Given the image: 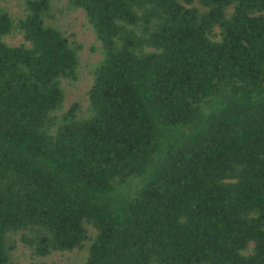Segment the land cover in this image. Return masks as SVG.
Segmentation results:
<instances>
[{
    "label": "trees",
    "instance_id": "obj_1",
    "mask_svg": "<svg viewBox=\"0 0 264 264\" xmlns=\"http://www.w3.org/2000/svg\"><path fill=\"white\" fill-rule=\"evenodd\" d=\"M18 1L0 0V264H264V0ZM62 11L95 36L83 100Z\"/></svg>",
    "mask_w": 264,
    "mask_h": 264
},
{
    "label": "rangeland",
    "instance_id": "obj_2",
    "mask_svg": "<svg viewBox=\"0 0 264 264\" xmlns=\"http://www.w3.org/2000/svg\"><path fill=\"white\" fill-rule=\"evenodd\" d=\"M60 4V3H59ZM6 5L14 14H20L22 12V7L18 0H8ZM56 16L60 23L68 29L69 31L76 32L78 40L84 45L82 51V68L80 71L79 80L74 84L67 86L66 88V100L71 102L74 99L83 100L85 98V91L90 82V76L88 74V65H90L94 60L99 57L97 52L91 53L89 46L94 42V34L90 28L85 23L82 12H67L62 11L61 13H56ZM19 35H9L6 37V41L9 43H19L21 41ZM81 255L76 253L68 254H55L45 259L48 264H78L81 260Z\"/></svg>",
    "mask_w": 264,
    "mask_h": 264
}]
</instances>
